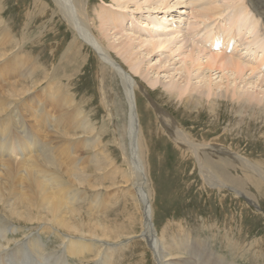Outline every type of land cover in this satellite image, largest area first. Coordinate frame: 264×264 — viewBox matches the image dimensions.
<instances>
[{"label": "bare ground", "instance_id": "1", "mask_svg": "<svg viewBox=\"0 0 264 264\" xmlns=\"http://www.w3.org/2000/svg\"><path fill=\"white\" fill-rule=\"evenodd\" d=\"M50 1L54 7L53 14L59 15L72 31L68 46H74L80 39L96 53L103 73L105 69H111L119 77L128 110L125 134L127 140L131 139L128 143L129 155L116 163L101 146L102 126L98 128L90 115L84 113L81 105L74 102L73 97L51 85L56 66L39 77L35 75L38 67L33 61L29 63L28 59H22L20 50H17L20 46L13 42L14 38L8 32L0 28V73H5L8 77H4L6 85L0 83V264H26V260H30L29 264H71L69 257L77 259L76 257L84 254L82 259L78 258L83 260L97 244L103 245V253H100L101 250L95 255L90 253L93 256L89 261L93 264H109L113 254L106 251L111 250V245L124 244L139 237L151 251L154 264H196L195 257L182 250L185 249L184 246L197 251L196 258H200L201 264H237L236 260L226 261L224 255L211 250L210 243L201 238L192 237V240L185 237L184 242H176V245L165 236V229H156L149 191L146 188L147 172L140 144L143 128L135 108L136 91L141 92L154 108L160 130L170 137L180 152L184 155L191 154L202 178L211 186L223 184L209 165V158L212 156H226L233 165L252 170L261 181L264 180V170L247 156L235 153L213 140L205 141V137L198 139L191 136L171 111L151 100L149 90L143 87L139 79L125 71L129 68L132 73L138 74L152 86L151 92L159 89L157 86L161 84L164 96L170 99L167 100L174 105V110L182 107L195 119L203 113L201 108H207L209 114L215 115L219 106L226 102L230 103L234 112H244L240 121L248 110L264 113V73L259 74L261 69L264 70V0H245L246 4L243 5L259 16L263 31L253 27L252 23H259L258 18L251 22L242 13V6L238 7L240 9L235 7L238 0H223L220 5H209L191 12L187 10L194 16H207L230 5L225 8L230 10V17L212 18L201 22L199 28H189L184 33L187 37L184 36L185 39L190 42L187 53L180 57L182 65L173 67L171 63L170 67H165L164 64L169 54L178 50L180 45L176 46L171 42L173 37L151 39L155 35L146 28L145 22L139 26L127 18L128 13L125 16L120 12L127 6L122 0H112L115 9L104 7L106 0H100L97 15L88 11V0ZM133 1L136 8L152 4L155 11L179 4L169 3L167 0ZM196 1L198 0H184L185 5H192ZM139 31L145 34L140 35ZM216 44H220L217 48L222 47L207 54L205 50ZM155 51L163 54V59L160 57L156 66V70H160L163 65L159 72L149 66V60H143ZM161 72L162 78L158 76ZM215 74L217 75L214 76ZM217 78L219 81H216ZM42 82L45 83L43 89L47 88L44 90L46 107L35 96L19 107V100H25L23 97L35 92ZM47 125L50 126L48 130ZM24 126H30L32 130L28 134L15 135L14 130ZM72 142H78L80 147L76 143L75 150L72 146L69 151ZM87 146L92 148L91 153L93 151L90 157L86 155L87 151L80 152V149ZM101 173L103 175L100 179L106 180L108 186L113 188L104 193L102 200H98L99 210L88 208L85 211L81 208L85 193L103 190V184L97 183L100 179L96 177V174ZM109 191L111 192L108 193ZM117 194L125 198V201L129 200L137 211L141 229L139 232L131 231V226L126 224L128 221L131 225V217L136 218L131 215L133 213H126V221L117 223L116 226L99 218V212L104 214V204H110L107 199L110 195ZM16 221L26 222L28 225L37 224V234L28 233L24 238L14 241L8 233L17 230L14 224ZM46 230H52L61 239L58 250L47 252L43 247L38 236L40 231ZM114 249L116 250L115 247ZM98 256L101 259L97 260Z\"/></svg>", "mask_w": 264, "mask_h": 264}, {"label": "rangeland", "instance_id": "2", "mask_svg": "<svg viewBox=\"0 0 264 264\" xmlns=\"http://www.w3.org/2000/svg\"><path fill=\"white\" fill-rule=\"evenodd\" d=\"M122 1L125 4L127 3L126 8L122 11H120L121 9L116 10L124 15L128 13L127 18L132 19L139 26L145 22L147 24L146 28L155 35L151 39L173 37L171 42L176 46L180 45L178 50L169 54L170 56L164 64L165 67H170L169 63H171V67L182 65L180 57L187 53L186 50H188V44L190 43L185 39L184 33L189 28L193 26L199 28L201 22L209 21L212 18L228 17L230 12V10L225 9L230 5L207 16H194L187 12V10L191 12L209 5H220L223 0H209L208 2L198 0L192 5H185L184 0H167L169 3L179 4L173 8H162L156 11L151 6L152 4L136 8L133 0ZM244 1L238 0L235 7L240 9L238 7L242 6V13L251 22L258 18L259 23L258 21L252 23L253 27L255 29L261 28V31H263L260 27L259 16L254 11L251 12L248 7L245 8L243 6L246 4ZM106 2L107 4L104 7L108 9L116 8L112 0H106ZM100 3V0H88V11L97 15V8L99 9ZM196 3L198 5H195ZM53 13L54 7L50 0H0V28L8 32L9 36L14 38L13 42L20 46L17 50H20L19 55H22V59H28L29 63L33 61L38 67L35 75L39 77L45 71L51 70L52 66H56L54 80H51V85L58 87V90L59 88L63 90L65 95L73 97L74 102L81 105L84 113L90 115L92 122L98 128L102 126L101 146L107 150L108 154L110 153L116 163H119L122 159H125V156L129 155L128 143L131 140L130 138L127 140L125 134L127 132L128 110L121 81L115 73L111 72V69H109L110 71L105 69L103 73L102 64L96 53L80 39L74 46L71 45L72 48L69 47L72 31L59 15ZM137 20H140V22H137ZM141 33L142 31H139L140 35L144 32ZM163 48L158 51L161 52ZM205 51L207 54L212 53L209 49ZM159 52L155 51L150 56L145 57L146 59H143L145 62L149 60V66H153L154 71L158 72L163 69V65H161L162 68L156 70L158 59L162 58L163 55ZM201 59L204 60L202 56ZM5 68L13 70L8 66H5ZM261 70L262 72L259 74L264 73V70ZM256 71L258 72V70ZM125 72L137 80L139 79L138 81L144 85L143 87L149 90L151 100H155L163 108L171 111L184 130L190 133L191 136L198 139L205 137V141L213 140L235 153L247 156L264 170V113L258 110L254 112L248 110L245 113L246 116L240 121V117L244 112L242 110L234 112L230 103L226 102L219 106L220 108L216 110L215 115L209 114L207 108V110L201 108L203 113L197 120L193 118V115H189L188 112L184 111L182 107L174 110V105L171 101H168L170 99L164 96L161 84L157 86L159 89L151 92L152 86L148 85L138 74L132 73L129 68H126ZM0 75V83L6 85L7 81L4 77H8L2 72ZM158 76L162 78V72ZM216 81H219L218 78ZM44 85L45 83L42 82L36 91L34 90L35 92L32 91L30 95L23 97V99L26 98L25 100L20 99L18 106H22L33 96L38 97L36 100L40 99L45 106L46 92L44 90L47 88L43 89ZM39 103L41 102L39 101ZM135 105L139 113L138 121L143 128L140 144L143 149V163L148 173H145L148 180L146 188L149 191L153 223L156 229L158 231L165 229V236L178 244L184 242L186 238H201L210 243L211 248H209L211 250L224 255L226 261L236 260L237 264H264V180L261 181V178L248 168L233 165L226 156H223V158L212 156L209 158V165L215 175L221 178L223 184L221 186H211L202 178L200 169L195 164L191 154L185 153L184 155L180 152V149L173 145L170 137L164 135L165 132L160 130L156 113L153 111L154 108L141 92L136 91ZM171 105H173V108ZM18 106H16V109H18ZM18 111L21 112L22 110ZM49 128L50 126L47 125V130ZM30 130H32L30 126H24L17 131L14 130V133L20 136L24 133L28 134ZM206 131L209 133H205ZM76 143L80 147L79 143ZM76 143H70V149L68 150L74 149ZM91 149L89 146L83 147L80 152L87 151L86 155L90 157L93 154ZM98 153H101V151ZM103 173L96 174L98 175L96 177L100 179ZM97 183L103 184V190L100 189L98 192L91 190L85 193L84 200L81 202V208L85 211L88 208L99 210L98 205L100 202L98 200H102L104 193L113 188L108 186L106 180L100 179V182ZM91 196L92 199H90ZM107 200L110 204H104V214L102 212L98 214L100 219L116 226L117 223L126 221V217L128 218V216H125L126 213H133L131 215L136 218L131 217L132 224L130 225L128 221H126V224L131 226L129 228L133 232L141 230L138 213L129 200L125 201V198L118 194L115 196L110 195ZM95 205L97 208H95ZM14 224L17 230L8 233L11 235L10 237L14 238V241L24 238L25 234L28 233L34 232L36 235V230L39 228L37 224L28 225L26 222L16 221ZM38 237L42 240L43 247L47 249V252L56 251L61 247V239L52 230L40 231ZM139 238H132L124 244L111 245V250L106 251L113 254L109 264H154L151 251ZM177 243L176 245H178ZM199 246L202 249V246ZM184 247L185 249L182 250L195 257L196 264H201L200 258H196L197 251L188 246ZM92 250L84 256L83 260L79 259H82L84 254L76 257L77 259L69 257L68 260L71 264L92 262L89 261L93 256L90 253L95 255L100 250V253H103V245L97 244L92 247ZM99 259H101V256H98L97 260ZM29 261L26 260V264H29ZM90 264H93V262ZM101 264L108 263L102 262ZM209 264L213 263L210 262ZM224 264L231 263L225 262Z\"/></svg>", "mask_w": 264, "mask_h": 264}]
</instances>
